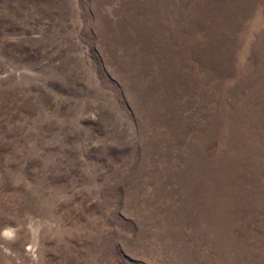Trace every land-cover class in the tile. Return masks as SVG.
Here are the masks:
<instances>
[{"label": "rangeland", "instance_id": "rangeland-1", "mask_svg": "<svg viewBox=\"0 0 264 264\" xmlns=\"http://www.w3.org/2000/svg\"><path fill=\"white\" fill-rule=\"evenodd\" d=\"M0 264H264V0H0Z\"/></svg>", "mask_w": 264, "mask_h": 264}]
</instances>
